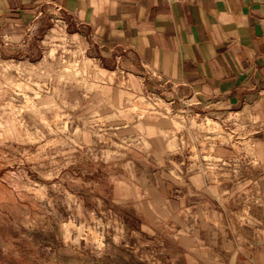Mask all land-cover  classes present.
<instances>
[{"label":"rangeland","instance_id":"1","mask_svg":"<svg viewBox=\"0 0 264 264\" xmlns=\"http://www.w3.org/2000/svg\"><path fill=\"white\" fill-rule=\"evenodd\" d=\"M49 21L0 40V264H202L199 240L184 238L200 224L163 197L201 158L178 142L175 174L170 138L225 134L239 148L231 128Z\"/></svg>","mask_w":264,"mask_h":264},{"label":"crops","instance_id":"2","mask_svg":"<svg viewBox=\"0 0 264 264\" xmlns=\"http://www.w3.org/2000/svg\"><path fill=\"white\" fill-rule=\"evenodd\" d=\"M50 18L85 31L105 61L153 75L231 128L239 148L225 134L216 145L170 138L175 174L178 142L201 163L184 186L168 180L164 202L200 224L184 238L199 240L202 264H264V0H0V40L22 41Z\"/></svg>","mask_w":264,"mask_h":264}]
</instances>
